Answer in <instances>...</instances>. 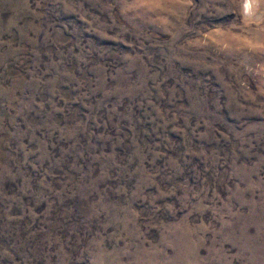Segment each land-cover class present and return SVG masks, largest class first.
<instances>
[{"label": "rangeland", "instance_id": "1", "mask_svg": "<svg viewBox=\"0 0 264 264\" xmlns=\"http://www.w3.org/2000/svg\"><path fill=\"white\" fill-rule=\"evenodd\" d=\"M249 1L0 0V264H264Z\"/></svg>", "mask_w": 264, "mask_h": 264}, {"label": "bare ground", "instance_id": "2", "mask_svg": "<svg viewBox=\"0 0 264 264\" xmlns=\"http://www.w3.org/2000/svg\"><path fill=\"white\" fill-rule=\"evenodd\" d=\"M252 1L247 0V7L251 6ZM251 4V5H250ZM251 10V9H250Z\"/></svg>", "mask_w": 264, "mask_h": 264}]
</instances>
